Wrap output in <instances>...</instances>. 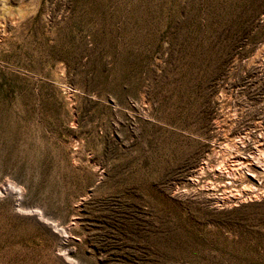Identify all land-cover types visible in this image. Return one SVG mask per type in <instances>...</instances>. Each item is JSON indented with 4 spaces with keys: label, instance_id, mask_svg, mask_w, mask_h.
Segmentation results:
<instances>
[{
    "label": "rangeland",
    "instance_id": "obj_1",
    "mask_svg": "<svg viewBox=\"0 0 264 264\" xmlns=\"http://www.w3.org/2000/svg\"><path fill=\"white\" fill-rule=\"evenodd\" d=\"M0 264H264V0H0Z\"/></svg>",
    "mask_w": 264,
    "mask_h": 264
}]
</instances>
